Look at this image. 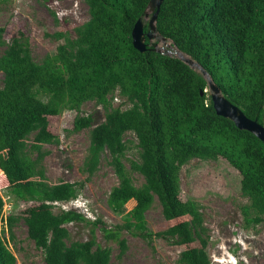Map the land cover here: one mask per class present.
<instances>
[{
    "label": "trees",
    "instance_id": "obj_1",
    "mask_svg": "<svg viewBox=\"0 0 264 264\" xmlns=\"http://www.w3.org/2000/svg\"><path fill=\"white\" fill-rule=\"evenodd\" d=\"M148 1L85 0L88 18L70 35L54 32L62 41L40 63L32 59L21 31L0 54V171L15 200L32 202L21 217L45 264H108L111 258V248L101 246L94 234L99 219L75 208L54 211L57 202L76 196L74 182L49 183L40 164L47 153L42 145L58 142L48 117L63 108L77 111L73 130L89 128L82 170L93 173L105 155L118 178L106 202L124 221L100 229L120 252L126 231L181 247L179 264H211L202 213L195 201L180 197L179 171L192 158L226 160L238 171L240 192L248 199L241 210L245 220L264 222V143L215 112L207 80L197 70L154 51L147 38L144 51L133 46L132 26L143 20ZM155 26L157 35L205 69L230 102L264 125V0H163ZM114 92L125 108L111 106L108 94ZM89 99L105 110L97 124L92 114L79 112ZM127 132L134 135L138 154L128 168L123 161L131 142L124 138ZM132 171L143 177L140 186L134 185ZM154 196L163 217L174 220L158 231L147 228L144 219ZM3 204L0 194V221ZM71 222L91 225L89 237L67 242ZM0 264H17L1 229Z\"/></svg>",
    "mask_w": 264,
    "mask_h": 264
},
{
    "label": "rangeland",
    "instance_id": "obj_2",
    "mask_svg": "<svg viewBox=\"0 0 264 264\" xmlns=\"http://www.w3.org/2000/svg\"><path fill=\"white\" fill-rule=\"evenodd\" d=\"M150 14L148 12L147 16H143V22H147ZM87 18L85 0H0V28H3L0 54L10 37L21 31L28 38L32 59L40 63L62 41L52 35L54 32L62 30L70 35L73 26ZM150 43L173 56L176 53L177 48L168 39L157 36ZM2 78L0 71V86ZM108 97L111 106L125 108L128 105L123 103L117 92L108 94ZM79 112L92 114L94 124L102 121L105 114L103 106L91 99L80 104ZM76 114L73 109L63 108L50 115L49 129L56 134L58 142L44 143L41 147L47 151L40 161L47 181L54 183L64 179L76 184V196L67 202H57L54 211L75 208L90 220L99 219L94 234L101 246L111 248L108 264H179L177 258L181 247L161 237L144 238L123 231L126 248L122 252L118 243L103 238L101 225L111 228L124 221V216L113 212L106 202L107 194L118 183V178L105 155L93 173L82 170L89 144V128L72 129ZM124 138L131 141L123 160L128 168L129 161L137 160L138 154L134 135L127 132ZM131 178L135 186L143 182V177L136 171L131 172ZM239 178L238 171L223 158H192L179 171L180 197L195 201L202 213L209 235L207 251L211 264H264V222L245 220L241 210L248 204V199L240 192ZM5 185L0 171V194L4 202L1 235L15 255L17 264H45L41 250L27 237L26 225L21 217L22 210L32 202L15 200L6 191ZM132 205L130 201L127 206L130 208ZM252 214L251 210L249 217ZM11 216H17V219L11 221ZM144 219L147 228L152 231L162 230L174 221L163 217L155 196L144 211ZM9 222L10 227L7 225ZM66 226L69 231L67 242L84 240L90 235L91 225L84 222H71Z\"/></svg>",
    "mask_w": 264,
    "mask_h": 264
},
{
    "label": "water",
    "instance_id": "obj_3",
    "mask_svg": "<svg viewBox=\"0 0 264 264\" xmlns=\"http://www.w3.org/2000/svg\"><path fill=\"white\" fill-rule=\"evenodd\" d=\"M162 1L163 0L148 1L147 7L144 12V16H147L148 12L151 13L149 19L147 20V25H148L147 31L143 30L144 22L142 18H138L132 26V30H131L132 43L133 46L140 51H144L147 48V45L145 43V38H147L149 41L157 36L159 38L166 39L162 36L157 35L156 26H155V20ZM152 49L154 51L163 54L171 55L168 52H165L157 48L156 44H153ZM183 54L184 53L176 49V53L174 56L181 59L184 63H186L191 68L197 70L200 74L204 76V78H206L211 101H212V106L215 112L223 117L230 119L237 128L245 129L251 132L264 143V125L258 123L256 119H251L247 117L238 106L230 102L221 93L220 88L217 86V84H215L212 81V79L209 77L205 69H203L195 60H193L189 56H186L185 54L184 56Z\"/></svg>",
    "mask_w": 264,
    "mask_h": 264
},
{
    "label": "bare ground",
    "instance_id": "obj_4",
    "mask_svg": "<svg viewBox=\"0 0 264 264\" xmlns=\"http://www.w3.org/2000/svg\"><path fill=\"white\" fill-rule=\"evenodd\" d=\"M184 55V54H183ZM185 56V55H184Z\"/></svg>",
    "mask_w": 264,
    "mask_h": 264
}]
</instances>
